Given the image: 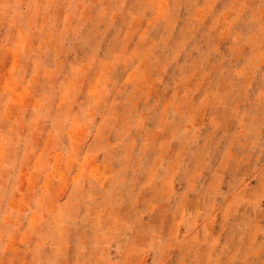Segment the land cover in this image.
I'll use <instances>...</instances> for the list:
<instances>
[{"label":"clouds","instance_id":"1","mask_svg":"<svg viewBox=\"0 0 264 264\" xmlns=\"http://www.w3.org/2000/svg\"><path fill=\"white\" fill-rule=\"evenodd\" d=\"M0 264H264V0H0Z\"/></svg>","mask_w":264,"mask_h":264}]
</instances>
